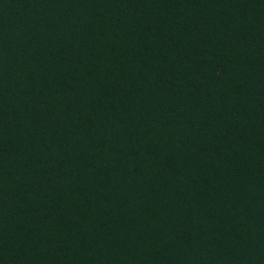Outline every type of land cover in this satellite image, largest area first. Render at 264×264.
Wrapping results in <instances>:
<instances>
[{
  "label": "trees",
  "instance_id": "trees-1",
  "mask_svg": "<svg viewBox=\"0 0 264 264\" xmlns=\"http://www.w3.org/2000/svg\"><path fill=\"white\" fill-rule=\"evenodd\" d=\"M0 264H264V0H0Z\"/></svg>",
  "mask_w": 264,
  "mask_h": 264
}]
</instances>
